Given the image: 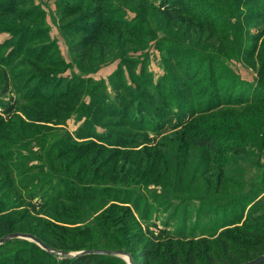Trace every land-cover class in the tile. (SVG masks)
Returning a JSON list of instances; mask_svg holds the SVG:
<instances>
[{
  "label": "rangeland",
  "instance_id": "rangeland-1",
  "mask_svg": "<svg viewBox=\"0 0 264 264\" xmlns=\"http://www.w3.org/2000/svg\"><path fill=\"white\" fill-rule=\"evenodd\" d=\"M172 2L182 11L159 21L171 0H0V237L45 230L43 242L58 234L73 246L48 244L59 250L118 245L128 256L104 259L119 264H239L264 252L246 256L264 242V178L246 177L230 200L213 190L232 155L220 134L210 150L194 142L211 70L185 57L224 54L229 38L262 53L254 70L226 52L213 66L264 96L253 86L264 83V0ZM196 67L183 85L181 68ZM35 249L11 238L0 264Z\"/></svg>",
  "mask_w": 264,
  "mask_h": 264
},
{
  "label": "trees",
  "instance_id": "trees-1",
  "mask_svg": "<svg viewBox=\"0 0 264 264\" xmlns=\"http://www.w3.org/2000/svg\"><path fill=\"white\" fill-rule=\"evenodd\" d=\"M172 1L173 0H171V4L173 3ZM228 1L230 0H192L194 3L203 6H215L216 8L219 7V4L225 6ZM161 7L164 13L158 18L159 21L170 19V14L180 13L182 11L179 7L173 6V4H165ZM231 41V38L226 39V43L221 46L223 47L222 52L224 54H221L218 48L211 47L210 49H204L203 52L200 51L196 53L194 56L189 53L185 55V57L190 59L202 57L204 61H207L206 65L209 66L205 68V70H211L208 79L203 80L202 86L197 90V93L205 101L204 106L198 110L200 115L204 117V122L203 124L200 123L202 131L197 132L198 137L194 142H198L200 145L210 150L211 148L213 149V147L215 148V145L212 144L215 135L219 136L220 134L226 137L228 142H226L223 148L229 151L232 157L229 156V159L226 160L227 168L224 169L225 174L223 179L217 181L218 183L213 188V190H217L218 194L220 193V197L226 198V200L234 198L238 191L247 186L244 181L246 177L254 178V176H256L257 179H259V177L264 178V96L256 93H250L245 96V92L241 90V81L233 72L227 71L219 73V66H213V62H215L217 58L227 60L225 58L226 52L229 57H242L248 60L250 67L253 69L256 61L262 57V53L258 52L253 54L254 52L245 51L239 47L233 48L230 45ZM185 64L187 65L186 68H190L189 62ZM182 69L183 68L180 70V79H182L183 82L181 83H183V85L192 84L200 78L197 67L193 70V76L190 77H188L185 71L182 72ZM261 72L264 73V69H262ZM253 86L264 90V83L254 82ZM177 96L182 97V95L179 94ZM192 125L196 124L193 122ZM255 170H257L258 173H255ZM259 181L262 188H264V179H260ZM62 200L67 203L65 204L66 208H72V206H68V203H70L69 199L67 200V198H64ZM45 228L47 230V227ZM75 234H77V238L80 236V232L79 234ZM75 234H73L74 237ZM42 235H44V237L37 236L41 239L49 236L45 230ZM51 237H53L51 239L54 241L48 242V244L56 248H73L71 243L62 239V235L57 234ZM55 241H60L61 244H55ZM95 247L96 246H87V248L90 249H96ZM97 247H103L104 249L120 248L118 245L115 246L110 244L104 246L98 245ZM258 247L256 252H248L246 256L250 257L251 255L257 254L258 251L264 250V242H261ZM27 252L28 254L23 258L21 257L18 259L15 256H11L8 260L12 261V264H55V256L42 249L37 255V249H35V251L28 250ZM139 255L142 257L145 256L144 253ZM106 256L107 255L87 254L77 257H62L59 264H119L104 259Z\"/></svg>",
  "mask_w": 264,
  "mask_h": 264
},
{
  "label": "water",
  "instance_id": "water-1",
  "mask_svg": "<svg viewBox=\"0 0 264 264\" xmlns=\"http://www.w3.org/2000/svg\"><path fill=\"white\" fill-rule=\"evenodd\" d=\"M11 238H21L30 240L34 243H36L42 250L45 252L55 255L57 257H77L87 254H97V255H107V256H128L126 252H124L121 249H104V248H96V249H80L77 251H68V250H59L56 248H53L52 246L46 244L43 242L40 238L37 236L31 234V233H23V232H12L3 235L0 237V244L3 242H6L7 240ZM264 263V252L259 254L253 259H250L248 261H244L239 264H261Z\"/></svg>",
  "mask_w": 264,
  "mask_h": 264
}]
</instances>
